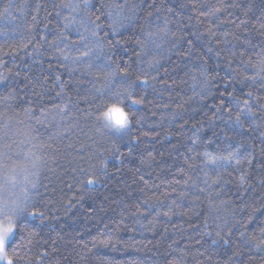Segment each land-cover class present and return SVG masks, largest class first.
Instances as JSON below:
<instances>
[{"label": "trees", "instance_id": "16d2710c", "mask_svg": "<svg viewBox=\"0 0 264 264\" xmlns=\"http://www.w3.org/2000/svg\"><path fill=\"white\" fill-rule=\"evenodd\" d=\"M262 61L264 0H0L13 264H264Z\"/></svg>", "mask_w": 264, "mask_h": 264}, {"label": "snow or ice", "instance_id": "6c2138e0", "mask_svg": "<svg viewBox=\"0 0 264 264\" xmlns=\"http://www.w3.org/2000/svg\"><path fill=\"white\" fill-rule=\"evenodd\" d=\"M261 63H262V66H264V61H262ZM124 94H126L128 96V98L132 100V103H134V104L142 103L141 100L132 99V94L130 91L126 90ZM118 95H120V94L118 93ZM245 103H247V102H245ZM114 110H115L114 108H109L108 112L103 113L102 115L109 116V113L113 112ZM115 124L118 125V127H116L117 129H124L128 126L129 119L116 120ZM106 126L111 127V126H113V124L108 123V124H106ZM234 155L235 154H230V156L226 157V158L231 159V158H233ZM243 180H244V177L242 176L241 181H243ZM88 183L91 184L92 181L89 180ZM33 187H35V184H33ZM19 211H24V209H19ZM0 212H3V208H0ZM14 212H15V210H14ZM33 215H35V213H33ZM4 219L9 221L10 228L8 229L9 235H7V236L0 235V261H6L7 264H13L12 259L9 256H7L6 248L8 245L9 238L14 234V228L16 227V225L14 223V217L13 216L5 215ZM0 223H2V220H0Z\"/></svg>", "mask_w": 264, "mask_h": 264}, {"label": "clouds", "instance_id": "9594fccd", "mask_svg": "<svg viewBox=\"0 0 264 264\" xmlns=\"http://www.w3.org/2000/svg\"><path fill=\"white\" fill-rule=\"evenodd\" d=\"M109 108H114L115 110L109 113V116L102 115L103 113H107ZM100 119L105 121L107 124L112 123L113 127H118V125L115 124V121L129 119V115L125 111L124 107H122L121 104L117 102V103H112L110 106H108L106 110L101 113ZM9 228H10L9 221L2 219V223H0V235H5V236L9 235L8 233ZM9 255L10 254L7 252V256Z\"/></svg>", "mask_w": 264, "mask_h": 264}, {"label": "rangeland", "instance_id": "374dc122", "mask_svg": "<svg viewBox=\"0 0 264 264\" xmlns=\"http://www.w3.org/2000/svg\"><path fill=\"white\" fill-rule=\"evenodd\" d=\"M0 263H3V261H0Z\"/></svg>", "mask_w": 264, "mask_h": 264}]
</instances>
